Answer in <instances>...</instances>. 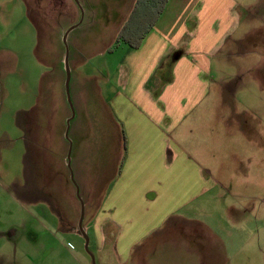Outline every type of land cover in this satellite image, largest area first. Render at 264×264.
<instances>
[{
  "label": "rangeland",
  "instance_id": "obj_1",
  "mask_svg": "<svg viewBox=\"0 0 264 264\" xmlns=\"http://www.w3.org/2000/svg\"><path fill=\"white\" fill-rule=\"evenodd\" d=\"M136 2L0 0V264H264V140L214 144L224 158L247 155L252 163L247 175L237 171L219 176L222 183L215 199L202 211L201 205L197 208L200 220L187 213L192 206L175 212L161 228L133 241L124 263L102 254L89 228L86 248L78 229L80 198L85 206L83 224L89 227L103 193L98 177L102 168L97 160L91 167L88 164L96 154L93 151L101 157L102 152H114L116 145L112 140L107 144L85 140L88 107L99 130L102 113L98 97L104 76L101 56L95 55L102 47L96 44L99 32L94 30L107 25L100 39L107 43ZM253 10L257 17L247 43L234 46L224 61L218 56L212 74L213 81L225 82L232 95L239 88L247 98L258 95L253 92L261 81L257 75L264 72V0H254ZM72 27L67 45L74 116L64 85L63 37ZM252 66L255 78L250 77ZM249 116L234 118L240 123L243 118L258 121ZM26 120L38 140L29 154ZM62 130L67 146L62 143ZM233 133L239 134V129L232 127ZM70 147L74 181L66 159ZM232 158L227 167L232 166Z\"/></svg>",
  "mask_w": 264,
  "mask_h": 264
},
{
  "label": "crops",
  "instance_id": "obj_2",
  "mask_svg": "<svg viewBox=\"0 0 264 264\" xmlns=\"http://www.w3.org/2000/svg\"><path fill=\"white\" fill-rule=\"evenodd\" d=\"M253 3L137 0L107 43L100 40L107 25L91 29L99 32L94 38L102 49L95 55L101 56L104 83L102 100L98 97L100 130L88 107L85 140L116 145L101 157L91 154L89 167L98 162L102 168L98 177L103 193L100 209L85 229L93 231L99 251L116 262H126L133 241L161 228L175 212L192 206L187 213L200 220L197 208L201 205L202 211L215 199L220 175L248 174L252 160L247 155L229 157L232 166L227 167L229 158L219 155L214 144L264 140V72H258L259 89L253 91L258 95L252 98L239 88L232 95L212 74L215 59L229 58L254 30ZM137 4L130 40L119 41ZM249 72L255 78L253 66ZM221 109L228 113L221 114ZM240 115L258 121L243 118L240 123L234 118ZM232 127L240 133L231 134Z\"/></svg>",
  "mask_w": 264,
  "mask_h": 264
},
{
  "label": "water",
  "instance_id": "obj_3",
  "mask_svg": "<svg viewBox=\"0 0 264 264\" xmlns=\"http://www.w3.org/2000/svg\"><path fill=\"white\" fill-rule=\"evenodd\" d=\"M77 26V25H76ZM75 27V26H74ZM72 27L70 30H68L65 34H64V42H65V45H66V50H65V54H64V69H65V73H66V78H65V92H66V96H67V99L70 103V106L72 108V114L74 116V108H73V104L71 102V95H70V80H71V69H70V64H69V47L67 45V36L69 34V32L74 28ZM71 119L72 117L68 118L67 120V128L65 130V137L68 138L69 137V129H70V122H71ZM67 166L70 170V173H71V178L72 180L74 181V175H73V169L71 167V147H70V150L68 151V154H67ZM76 194L78 196V198H80V194H79V188L77 186V190H76ZM80 201L82 202V205H81V215H80V219H79V223H78V229L81 233L82 236H84L85 240H86V248L89 249V242H90V238H89V235L85 229V226L83 224V221H84V217H85V206L83 204V201L82 199L80 198ZM93 257V260H95L94 256L92 255Z\"/></svg>",
  "mask_w": 264,
  "mask_h": 264
},
{
  "label": "trees",
  "instance_id": "obj_4",
  "mask_svg": "<svg viewBox=\"0 0 264 264\" xmlns=\"http://www.w3.org/2000/svg\"><path fill=\"white\" fill-rule=\"evenodd\" d=\"M138 9H139V6H138V4H137V6L135 7V9H134V11H133V13L131 14V16H130V18H129V20H128V22L126 23V25L123 27V29H122V31L120 32V34H119V41L120 40H126V41H128V40H130V37H131V34H132V32H130V31H128L129 29H130V27H131V24H132V22L136 19V17H137V15H136V12L138 11ZM162 9V8H161ZM128 39V40H127ZM132 42V41H131ZM66 74V73H65ZM30 123L31 122H29L28 123V120H26L25 122H24V128H25V132H26V134H27V136H28V138H29V141H28V143H27V150H28V154L30 153V151H31V149H30V146L31 147H34V149H36L37 148V145H36V142H38V140L36 139V137L34 136V134L32 133V128H31V126L32 125H30ZM65 130V129H64ZM64 130H62V133H61V139H62V143L65 145V146H67V144L66 143H68V141H67V139L64 137ZM32 152V151H31Z\"/></svg>",
  "mask_w": 264,
  "mask_h": 264
}]
</instances>
